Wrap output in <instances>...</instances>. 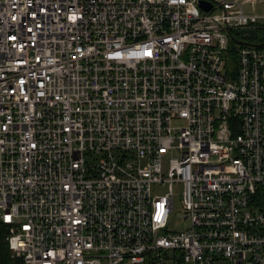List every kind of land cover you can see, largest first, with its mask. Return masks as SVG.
Wrapping results in <instances>:
<instances>
[{"label": "built area", "instance_id": "2783aa9c", "mask_svg": "<svg viewBox=\"0 0 264 264\" xmlns=\"http://www.w3.org/2000/svg\"><path fill=\"white\" fill-rule=\"evenodd\" d=\"M0 230L9 264H264V0H0Z\"/></svg>", "mask_w": 264, "mask_h": 264}, {"label": "rangeland", "instance_id": "374dc122", "mask_svg": "<svg viewBox=\"0 0 264 264\" xmlns=\"http://www.w3.org/2000/svg\"><path fill=\"white\" fill-rule=\"evenodd\" d=\"M181 153L180 151L176 150L170 153L167 158L165 159L164 169L168 171L170 167V158H180ZM168 191L167 187H161L158 192L159 193H166ZM177 192V190H176ZM184 210L182 208V204L180 202L179 197H175L174 200V213L171 215V224H170V231H184L190 227L189 221L183 220ZM0 252V264H9L8 255L6 253V248H2Z\"/></svg>", "mask_w": 264, "mask_h": 264}, {"label": "water", "instance_id": "95a60500", "mask_svg": "<svg viewBox=\"0 0 264 264\" xmlns=\"http://www.w3.org/2000/svg\"><path fill=\"white\" fill-rule=\"evenodd\" d=\"M201 7L206 10L209 11L212 7L211 5L205 4L204 2H201ZM242 34H249V36L253 39L257 38V33L254 30H243L241 31ZM233 39L238 42L241 43L240 41H238L236 38L233 37ZM245 44V43H244ZM254 46H262V44H254Z\"/></svg>", "mask_w": 264, "mask_h": 264}, {"label": "trees", "instance_id": "16d2710c", "mask_svg": "<svg viewBox=\"0 0 264 264\" xmlns=\"http://www.w3.org/2000/svg\"><path fill=\"white\" fill-rule=\"evenodd\" d=\"M3 234H4V232H2V231L0 230V252L2 251V250H1L2 248H4V247L6 248V245H5V242H4ZM6 253H7V255H8L7 248H6Z\"/></svg>", "mask_w": 264, "mask_h": 264}]
</instances>
